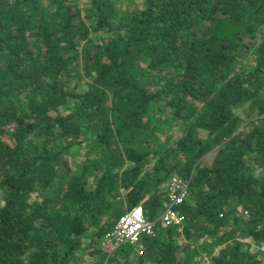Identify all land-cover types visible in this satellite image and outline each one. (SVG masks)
Wrapping results in <instances>:
<instances>
[{"label":"trees","instance_id":"1","mask_svg":"<svg viewBox=\"0 0 264 264\" xmlns=\"http://www.w3.org/2000/svg\"><path fill=\"white\" fill-rule=\"evenodd\" d=\"M258 167L264 0H0V264H264L238 239L264 244ZM172 174L180 230L158 219ZM134 205L155 232L104 251Z\"/></svg>","mask_w":264,"mask_h":264},{"label":"built area","instance_id":"2","mask_svg":"<svg viewBox=\"0 0 264 264\" xmlns=\"http://www.w3.org/2000/svg\"><path fill=\"white\" fill-rule=\"evenodd\" d=\"M187 187L188 179L177 174L170 175L164 187L167 192V201L158 216L159 221L176 224L179 226L178 229H181L183 217L174 207L187 196ZM155 225L156 221L145 216L141 205H134L116 219L112 227L101 238L100 244L108 253L122 242L138 246L139 236L143 233L153 234Z\"/></svg>","mask_w":264,"mask_h":264},{"label":"rangeland","instance_id":"3","mask_svg":"<svg viewBox=\"0 0 264 264\" xmlns=\"http://www.w3.org/2000/svg\"><path fill=\"white\" fill-rule=\"evenodd\" d=\"M139 0H116V7L121 10L125 7L128 6H135L138 3ZM73 79V78H72ZM246 119V118H245ZM171 126H174L171 123ZM175 127V126H174ZM175 130V128H173ZM178 130L176 128L175 133H177ZM75 150V149H73ZM215 152V148L211 151H209V153H207L206 155H204L202 157V162L203 163H209L211 161V158L213 156ZM64 159H67L70 163L71 166H75V161L80 160L81 158V154L77 151L73 153L67 152L66 154H64L63 156ZM257 172L259 173H263L264 172V167L260 168L258 167ZM238 239L241 241L242 245L244 246V248H249L252 250H257L259 251V255L264 259V244H257L254 243L253 241H251L248 237H245V235H239ZM182 240V239H181ZM183 241V240H182ZM190 250L193 253L192 254V259H205L208 261V263H210V256L212 255V253L216 252L218 246H215V244H212V238L211 236L208 235H202L200 237H198L197 239H194L193 241L191 240L190 242ZM74 264H96V262L93 260V258L86 254L85 250L84 251H79L77 254V258L74 261ZM99 264H105L103 261L100 262Z\"/></svg>","mask_w":264,"mask_h":264},{"label":"clouds","instance_id":"4","mask_svg":"<svg viewBox=\"0 0 264 264\" xmlns=\"http://www.w3.org/2000/svg\"><path fill=\"white\" fill-rule=\"evenodd\" d=\"M186 179V178H185Z\"/></svg>","mask_w":264,"mask_h":264}]
</instances>
